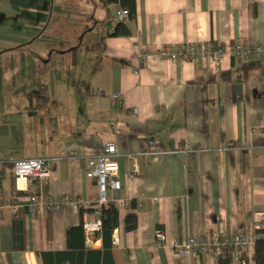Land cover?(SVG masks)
<instances>
[{
  "label": "crops",
  "instance_id": "0c3cea01",
  "mask_svg": "<svg viewBox=\"0 0 264 264\" xmlns=\"http://www.w3.org/2000/svg\"><path fill=\"white\" fill-rule=\"evenodd\" d=\"M100 6L104 22L125 9L105 0ZM136 9L135 20H123L130 35L112 36L118 19L97 56L86 48L96 57L82 84L63 78L51 94H39L48 110L30 108L25 93L23 109L0 112V164H11L0 170V264H97L89 251L102 250V225L90 235L84 227L83 236L68 231L84 221L102 224L111 207L98 206L96 181L86 177L88 159L109 143L120 154L122 183L111 199L130 207L115 204L111 258L101 254L99 264H219L221 255L177 257L172 245L254 225L264 231V136L252 133L264 121V0H136ZM186 43L241 44L253 56L215 68L207 57L172 62L159 55L166 45L180 50ZM150 141L156 151L198 152L140 158L139 175L130 179L128 155L148 150ZM36 158L59 160L48 178L17 180L12 162ZM31 195L70 201L56 212L29 214ZM131 213L137 227L128 231ZM158 230L168 243L156 241ZM236 253L232 264H257L255 245L240 261Z\"/></svg>",
  "mask_w": 264,
  "mask_h": 264
},
{
  "label": "rangeland",
  "instance_id": "374dc122",
  "mask_svg": "<svg viewBox=\"0 0 264 264\" xmlns=\"http://www.w3.org/2000/svg\"><path fill=\"white\" fill-rule=\"evenodd\" d=\"M100 5L101 0H0V112L23 109L25 93L51 94L63 78L74 88L83 83L87 63L100 53L110 24L118 22L115 14L102 21ZM88 47L96 48V56L86 53Z\"/></svg>",
  "mask_w": 264,
  "mask_h": 264
},
{
  "label": "built area",
  "instance_id": "2783aa9c",
  "mask_svg": "<svg viewBox=\"0 0 264 264\" xmlns=\"http://www.w3.org/2000/svg\"><path fill=\"white\" fill-rule=\"evenodd\" d=\"M129 16L130 12L128 9L120 8L117 12V17L121 21L128 19ZM159 55L162 59L172 62H180L187 57H207L211 60L212 65L215 68H218L226 58H237L248 62L253 56V51L241 44L224 46L214 43H202L201 45L186 43L180 50L172 45H166L159 49ZM113 97L117 98L119 95L114 94ZM258 130L261 131L264 136V121L262 122V125L259 128L254 129L252 133H256ZM149 145L150 148L148 150L128 155L129 159L132 161V171L129 175L130 179H135L139 175L140 158L156 156L163 153L195 154L198 152L197 148L194 146L184 147L172 152H165L154 150L153 141H150ZM74 156L75 153L70 154L71 158ZM119 156L120 154L116 144L109 143L104 147L100 154L89 158L87 161L88 172L86 173V177L95 179L96 181L98 189L97 204L101 209L104 207L108 208L111 203L117 204L119 207H130V201L128 200H118L117 202H113L111 199V193L122 189V183L119 180ZM58 160L59 159L57 158L16 160L12 162V166L17 180H26L29 178L45 179L50 176L52 165ZM69 201L70 200L66 197L48 196L42 198L36 195H31L28 198L27 213L35 214L39 209L56 212L67 205ZM101 225L102 224L99 221L83 222V227L88 235L98 231L101 228ZM261 230L262 226L254 225L252 228L238 232L234 235L223 231H215L204 237H189L182 243L175 241L172 245L173 253L175 256L183 258H191L201 254L218 257L223 254L225 248L233 247L237 250L236 254H238L235 256V260L240 261V253H247L250 248L257 244V241L261 238ZM155 238L160 245L168 243L166 235L161 230L156 231Z\"/></svg>",
  "mask_w": 264,
  "mask_h": 264
},
{
  "label": "trees",
  "instance_id": "16d2710c",
  "mask_svg": "<svg viewBox=\"0 0 264 264\" xmlns=\"http://www.w3.org/2000/svg\"><path fill=\"white\" fill-rule=\"evenodd\" d=\"M106 4H117L125 9H128L130 12V19L131 21L135 20L136 18V0H105ZM124 35H130V30L127 28V24L123 21L119 22L117 27L114 30V33L112 36H124ZM26 96L28 97V100L30 102V108L36 109V110H48L49 105L48 101L44 96L34 95L26 93ZM6 164L11 165L10 163H4L0 164V170L1 168L5 167ZM110 208L108 210L102 211V229L100 230V237L102 238L103 242V248L97 249V250H90L89 254L92 255L93 262L99 264L100 261V255L105 254L108 255L111 258V248H112V234L114 232V229L118 226L119 221V212L117 207L114 203L110 204ZM104 209V208H103ZM137 227V216L136 214H128L127 216V223H126V229L128 231H132L136 229ZM73 233H80L83 236V224L80 228H72L68 231V234ZM260 233H264V231H260ZM85 242L86 239H81ZM73 241V239H71ZM73 247H76L77 244L70 245ZM256 247V254H255V260L257 264H264V238H260L257 241ZM234 255V248L229 247L225 248L223 251V254L219 258V264H232V258ZM44 257L45 254H44ZM58 262L62 261L61 257L57 258ZM111 261V260H110ZM49 262H46L45 264H49Z\"/></svg>",
  "mask_w": 264,
  "mask_h": 264
}]
</instances>
